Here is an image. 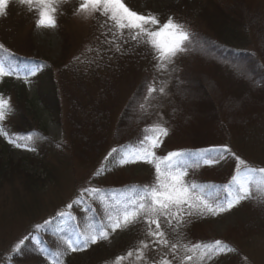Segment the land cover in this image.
Masks as SVG:
<instances>
[{"label": "rangeland", "instance_id": "374dc122", "mask_svg": "<svg viewBox=\"0 0 264 264\" xmlns=\"http://www.w3.org/2000/svg\"><path fill=\"white\" fill-rule=\"evenodd\" d=\"M180 1L124 0V3L138 13L148 14L151 12L156 14L161 23L172 16L177 22L185 24L194 34L212 32L215 23L219 20L216 14L220 15V7L229 5L232 0H195L193 7L180 13H170L166 9L167 6L177 4ZM249 1L260 2L264 5V0ZM79 2L80 0H70L69 3H61L58 6L57 27L48 29L36 27L37 14L35 11H30L29 6L21 5L19 0H9V4L6 6V14L0 16V44L11 50L25 46L24 52L29 59L42 60L51 64L55 78L67 82V77L60 74V69L68 66L71 62L76 63V65H86L87 61H83L82 58L92 55L90 65L94 66L93 68L98 67L107 77L111 76L109 80L111 84L109 86L107 84V86L111 89L115 88L119 93V97L116 98L118 111L125 105V101L131 93V90L126 92L127 85L129 83L137 84L142 76H147L148 84L155 83L157 89L165 88L164 94L157 92L152 98L156 107L148 124L162 123L172 96L171 84L173 79L190 61L187 53L178 54L174 58V62L168 65L167 69L161 71L156 70V61L153 59L154 53L147 45L137 46L130 40L127 43L120 41L123 45L122 53L113 50H108L105 53L103 50L110 49V46L101 43V41L110 38L112 34L108 32L107 37L102 35L106 32V28H101L100 25L104 24L107 18L99 13L88 18L75 15L74 12ZM108 26H111L110 21ZM61 30L67 39L63 40ZM255 45L256 42L252 39L251 47L254 48ZM89 46L94 50L96 48L102 50L99 59H94L95 51H86ZM64 48L66 54L65 59H62ZM77 56L80 57V61L74 59ZM196 61L198 62L197 66H199V60L191 62L195 65ZM210 65L214 64L209 62L199 67L201 69L199 72L205 75L207 79L213 78L221 84L218 77H207L211 73L210 71L207 73L209 69H216L219 76H222L221 70L217 67H210ZM32 67L34 65L17 69L19 77L16 75L13 78L11 76L0 78V85L2 83L6 85V89L0 87V94L10 98L11 104L13 103L11 89L13 87L19 88L21 85H23L26 98L33 101L34 92L40 84L38 82L40 81L38 77L40 69L34 76L27 78L28 83L24 79L26 71ZM61 84L67 86L64 83ZM87 85L89 92L85 97L92 94L91 91L95 83L91 80V83L88 82ZM73 89L77 91L76 87ZM261 94L250 112L255 113L256 120L264 124V92ZM62 102L65 108L67 101L63 100ZM35 110L39 118L37 124L44 129L46 136L55 143H61L69 137L68 145L65 144L58 148L56 146L54 148L52 145L43 146L45 148L44 155H41L39 152L41 147H37L33 142H29V144L35 150L30 151L23 147L17 148L3 136H0V264H5V262L8 264H50L46 257H31L26 252L22 254L23 246L18 253L19 259L12 263L13 254H15L12 252V248L23 236L32 233L36 224H42L43 221L55 216L57 212L72 211L74 215H76V210L81 212L80 207L74 206L69 210L66 209V205L76 199L82 188L95 186L110 192L127 183L138 185L154 171L152 165L143 162L125 166H119L118 163L111 164L104 159L105 156L96 161L92 160V162L75 159L71 155V148L78 140L70 130L81 129L78 128L79 123H76L77 127H74V124L70 127L63 119L62 125H59L41 109L40 105L37 104ZM116 118L117 112L113 114L112 122ZM176 121L179 123V117L176 118ZM225 121L223 122L225 124L231 125L233 123L232 121ZM2 124L4 127L15 126L9 119V114ZM211 125H213L212 122L209 125L205 124L196 116L189 130H192L193 134H198V132L210 134L212 130L218 129V126L215 128ZM230 125H227L225 130L230 133V140L227 145L232 152L252 166L264 167V128L262 129L259 125H252L255 132L247 128L237 131ZM258 130L260 131L258 132ZM19 137L21 136L12 138L16 139L18 143H24ZM43 144L41 143V146ZM175 147L177 146L172 142L170 135L163 137L161 146L156 149L157 155L164 156L170 151H177ZM230 158L233 159L232 169L235 170L236 161L232 156H227L217 164L205 166L216 172L231 169L230 166L226 165ZM98 170L101 174L95 175ZM253 193L256 198L242 201L240 205L228 212L218 216L206 215L192 220L190 225L197 227L202 235L209 239L224 238L235 249L217 264H264L263 209L259 206L258 208L252 207L253 202L261 196V193L255 189H253ZM93 207H96L98 211L95 214H90V218L94 223H98L102 212L99 211V205L94 204ZM150 239L146 235L143 223H137L124 230H117L108 240L90 245L86 250L68 252L63 257L64 264H113L117 255L126 256L129 249L134 250L139 246L140 240L149 241ZM47 241L50 250L57 249L56 237H48ZM26 243L37 247L30 240ZM33 247L29 246V248ZM167 251L162 246L159 248L150 246L146 251L147 264H151L153 260H159L162 254ZM121 264H146V261H137L134 253L132 257L123 260Z\"/></svg>", "mask_w": 264, "mask_h": 264}, {"label": "trees", "instance_id": "16d2710c", "mask_svg": "<svg viewBox=\"0 0 264 264\" xmlns=\"http://www.w3.org/2000/svg\"><path fill=\"white\" fill-rule=\"evenodd\" d=\"M194 5L195 0H181L177 4L167 6L166 9L170 13H180ZM220 8V15L216 14L219 20L215 23L212 32L193 34L192 42L188 44L186 51L190 61L173 79L171 84L172 96L162 122L164 126L169 128V135L174 145L177 146L175 147L177 151H185L186 154H190L194 158L197 150L229 143L230 133L225 129L230 124L223 123L226 122L225 120L232 121L230 127L237 131L247 128L255 132L252 125H259L262 129L264 128L263 122L259 123V120L254 117L255 113L250 112L252 106L256 105L257 98L264 92V5L249 0H232L229 5ZM61 32L63 40L67 39L62 30ZM251 38L256 42L254 48L251 47ZM6 49L9 51L0 50V57H4L8 63L17 69L28 65L40 66L38 74L40 84L34 92L33 101L26 98L23 85L11 89L13 110L9 113V119L15 126H6L5 128L12 134V137L31 134L33 137L31 142L37 147H41H39L41 155H44L45 148L43 146L52 145L54 148H58L65 144L68 145L69 137L61 143H55L46 136L44 129L38 126L39 118L35 110V106L38 104L59 125H62L63 119L70 127L73 124L74 127H77L79 123L78 128L81 129L70 130L78 140L71 148V155L75 159L88 162L96 161L107 156L112 148L125 146L127 150L129 144L134 143L137 138H142L143 130L149 125L148 122L152 119L156 107L153 100L149 102L150 106L146 105L147 112L140 107L141 104L145 103L147 76H142L137 84L129 83L127 85L126 92L131 90V93L125 101V105L118 111L116 98L119 97V93L115 88L108 87L111 84L109 83L111 76L107 77L98 67L93 68L94 66L90 65L92 55L82 58L83 61H87L86 65H76V63L71 62L68 66L60 69V74L67 77V82L55 78L51 64L42 60L29 59L24 52L25 46L17 50ZM65 54L64 48L62 59H65ZM194 60H199V66H197V61L195 65L192 64L191 61ZM209 62L214 64L210 67H217L221 70L222 76H219L216 69H209L207 73L209 71L211 73L207 77H218L221 84L213 78L207 79L205 75L199 72L201 70L199 67ZM15 76V74L11 75L12 78ZM91 80L95 86L91 91L92 94L85 97L89 92L87 84L88 82L91 83ZM61 83L67 86L65 87ZM0 87L6 89L4 83ZM73 87H76L77 91H74ZM112 97L115 99L113 100ZM63 100L67 101L65 108ZM116 112L117 118L112 122L111 118ZM196 116L205 124L209 125L212 122L213 125L211 126L215 128L218 126V129L212 130L210 134L205 132L193 134L189 127L194 123ZM178 117L179 123L176 121ZM84 125L85 127H83ZM41 143L44 144L41 146ZM117 160L118 154H114L107 162L115 164ZM189 163L193 164L186 177L189 183L195 182L202 185L205 191H210L212 194L221 197L226 195L222 186L229 183L235 172L232 169V158L226 163L231 169L217 172L207 168L202 163L199 167H196L193 161H189ZM154 176L155 172L153 171L145 181L138 185L151 184L154 181ZM130 185L133 184L127 183L114 189L126 191L125 186ZM253 206L262 208L264 215V203L256 199ZM75 214L80 217L81 228L85 227L84 213L76 210ZM92 222L94 223V221ZM190 224L182 229L186 239L193 242L219 239L231 245L224 238L209 239L205 237L197 227ZM40 235L43 245L51 249L47 240L48 237L55 236L51 231L41 232ZM169 237L175 239L171 235ZM29 246L33 247L28 243L24 244L21 253L26 252L31 257H45L38 251L37 247L29 248ZM227 254L220 255L210 264H217ZM18 259V253H15L11 262L14 263ZM5 264L8 263L5 262Z\"/></svg>", "mask_w": 264, "mask_h": 264}, {"label": "snow or ice", "instance_id": "6c2138e0", "mask_svg": "<svg viewBox=\"0 0 264 264\" xmlns=\"http://www.w3.org/2000/svg\"><path fill=\"white\" fill-rule=\"evenodd\" d=\"M69 2L70 0H19L21 5H27L30 11L36 12V27L48 29L57 27L58 6ZM8 4L9 0H0V16L6 14ZM96 13L107 18L105 23L100 25L101 28H106L102 35L107 37L108 32L112 34L110 38L101 41L110 46V49L103 50L105 53L108 50L122 53L123 45L120 41L127 43L130 40L137 46L147 45L154 53L157 71L167 69L178 54L188 50V44L192 42L193 34L185 24L177 22L174 17L169 16L161 23L156 14L133 11L124 0H80L74 12L75 15L85 18L94 17ZM109 21L111 26H108ZM0 50L9 51L3 44H0ZM86 51H95L94 59H99L102 50H94L89 46ZM74 59L80 61L79 56ZM39 68L37 65L26 71V83L29 82L27 78L34 76ZM13 74L19 77L17 68L4 57H0V78ZM157 92L164 94L165 88L157 89L155 83L148 84L144 96L145 103L140 105L141 109L147 112L146 105L150 106L149 102ZM12 110L10 98L0 94V136L17 148L34 151L29 144L33 139L31 134L19 137L24 143H18L3 126L2 122ZM168 135L169 128L162 123L147 125L142 138H137L134 143L129 144L127 150L125 146L114 147L104 158L107 161L114 154H118L119 166L138 162L152 165L155 176L151 184L130 185L125 186L126 191L113 189L110 192L95 186L82 188L76 199L66 205V209L80 207L84 213L85 227L81 228L80 217L72 211L57 212L42 224H36L32 233L23 236L13 246L12 252L19 253L25 242L30 240L37 245L38 251L50 264H64L63 257L68 252L86 250L90 245L108 240L117 230H124L137 223H143L146 235L151 239L140 240L139 246L134 250L129 249L126 256L117 255L113 264H121L134 253L137 261L144 260L147 264L146 251L150 246H162L168 250L159 260L151 261V264H210L220 255L234 252L235 249L231 245L219 239L195 242L188 240L182 229L192 222V218L218 216L232 210L242 201L256 198L254 188L261 193L258 199L264 203V167L250 165L232 152L228 145L197 150L195 158L185 151H170L164 156L157 155L156 149L161 146L163 137ZM227 156L235 158L236 168L229 183L222 186L226 193L223 197L205 191L202 185L187 181L189 169L193 166L189 161H193L196 167L201 163L211 166ZM100 174V170L95 173ZM94 204L99 205V211L102 212L98 223H93L90 218V214L98 211L93 207ZM49 231L58 241L56 250H50L42 243L40 233ZM170 235L175 239H169Z\"/></svg>", "mask_w": 264, "mask_h": 264}]
</instances>
